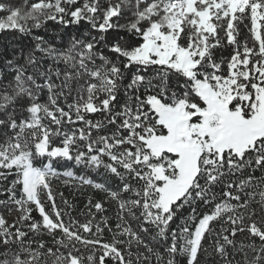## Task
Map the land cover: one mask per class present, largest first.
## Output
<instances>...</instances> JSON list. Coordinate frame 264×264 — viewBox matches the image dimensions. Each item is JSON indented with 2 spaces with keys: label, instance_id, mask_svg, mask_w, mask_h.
Instances as JSON below:
<instances>
[{
  "label": "snow or ice",
  "instance_id": "snow-or-ice-1",
  "mask_svg": "<svg viewBox=\"0 0 264 264\" xmlns=\"http://www.w3.org/2000/svg\"><path fill=\"white\" fill-rule=\"evenodd\" d=\"M0 264H264V0H0Z\"/></svg>",
  "mask_w": 264,
  "mask_h": 264
},
{
  "label": "trees",
  "instance_id": "trees-1",
  "mask_svg": "<svg viewBox=\"0 0 264 264\" xmlns=\"http://www.w3.org/2000/svg\"><path fill=\"white\" fill-rule=\"evenodd\" d=\"M68 191L69 190L65 189L66 195L68 194ZM77 203H78V206H82V204H83V198L78 199Z\"/></svg>",
  "mask_w": 264,
  "mask_h": 264
}]
</instances>
